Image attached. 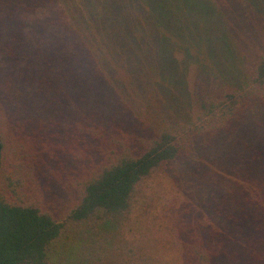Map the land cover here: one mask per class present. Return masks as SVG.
Instances as JSON below:
<instances>
[{"label":"trees","instance_id":"obj_1","mask_svg":"<svg viewBox=\"0 0 264 264\" xmlns=\"http://www.w3.org/2000/svg\"><path fill=\"white\" fill-rule=\"evenodd\" d=\"M29 1L0 78L40 68L65 176L0 82V264H264V0Z\"/></svg>","mask_w":264,"mask_h":264},{"label":"rangeland","instance_id":"obj_2","mask_svg":"<svg viewBox=\"0 0 264 264\" xmlns=\"http://www.w3.org/2000/svg\"><path fill=\"white\" fill-rule=\"evenodd\" d=\"M36 6L32 5L29 0H0V24L5 28H9L11 21H15L20 26L24 25L27 28L38 16ZM16 65L17 61L12 63V68L14 66L17 68ZM19 71V75H16L9 67L5 78H0L3 90L4 84L8 88H11L8 92L13 97V102L9 100L10 97L8 95H2L4 96L5 103L10 106L18 98H21L20 100H27L30 107L35 105L34 107L37 111L29 115L26 106H23L24 103L19 102L22 107L18 109V112L13 111V114L16 115V119L25 120L24 122H26L24 134L29 137L24 139L32 144L31 148H29L27 163L28 166L32 167L31 172H33L32 176L35 178V182L40 183L44 191L53 190L54 184H56L57 188L62 186L64 179L60 178L65 176L64 170L59 169V171H56L54 166L56 163L55 154H59V151L55 148V143H62L59 135L63 133L64 123L57 118L54 105L46 98L47 80L40 74V68L38 67L36 72H34V75L38 76L40 81H33L31 83L35 87L29 86L30 79L27 77L29 71ZM23 74L25 78H23ZM11 107L13 108V105ZM30 129H33V132H35L32 137L31 134L33 132L31 133ZM57 138H59L60 142ZM42 143H44V146L41 147L40 144ZM37 144H39L38 148ZM47 145L49 147L48 152ZM43 149L44 151H42ZM50 153L51 155H49ZM39 159H43L45 162ZM41 166L44 169L39 174L37 169ZM175 173L176 170H173L172 175H175Z\"/></svg>","mask_w":264,"mask_h":264}]
</instances>
